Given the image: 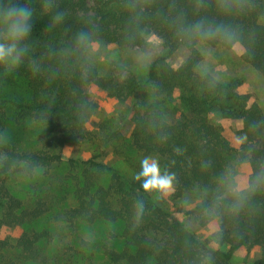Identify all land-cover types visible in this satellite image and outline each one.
Here are the masks:
<instances>
[{
    "label": "trees",
    "instance_id": "1",
    "mask_svg": "<svg viewBox=\"0 0 264 264\" xmlns=\"http://www.w3.org/2000/svg\"><path fill=\"white\" fill-rule=\"evenodd\" d=\"M19 2L33 9V31L24 42L28 52L22 63L11 69L0 65V264L35 261L38 243L51 237L49 231L36 229L23 231L17 238L2 235L4 229L23 228L49 210L42 199L27 207L16 198L8 185L11 176L30 175L63 160L60 153L20 148L8 139V123L47 122L53 129L46 140L52 137L59 145H82L92 139L86 124L97 109L86 91L90 84L109 97H134L132 147L156 157L162 173L175 174L173 203L195 196L198 203L187 215L199 226L217 219L218 230L212 239L199 237L177 216L185 211L182 207L172 212L157 204L134 176L128 178L97 159L68 161L76 204L62 217L71 224H120L116 241L122 246L105 248L108 264H264V110L237 91L240 81L221 83L200 73L203 56L197 49L199 43L225 49L239 44L243 61L264 77V0ZM56 13L62 14L58 22L53 20ZM197 25L222 26L227 35L215 31L202 35ZM81 32L88 34V40L78 44ZM149 36L160 39L164 50L150 64L146 81L156 96L178 93L189 113L177 119L163 117L162 102L138 96L143 82L129 77L121 84L114 76H100L89 62L93 40L147 51L152 45ZM180 47L187 48L188 57L174 68L167 60ZM17 82L26 90L19 91ZM211 111L242 123L235 132L239 148L211 120ZM107 137L119 139V130ZM244 164L250 167L248 181L233 192L230 187ZM138 201L143 202L142 212ZM254 247L262 250L258 259L234 262L239 250Z\"/></svg>",
    "mask_w": 264,
    "mask_h": 264
},
{
    "label": "rangeland",
    "instance_id": "2",
    "mask_svg": "<svg viewBox=\"0 0 264 264\" xmlns=\"http://www.w3.org/2000/svg\"><path fill=\"white\" fill-rule=\"evenodd\" d=\"M264 24V17L261 19ZM152 43L147 51L139 48L119 47L114 43H104L93 40L89 45L88 59L90 64L98 71L100 76H114L121 84L129 77L143 82L138 96L144 100L162 102L161 113L166 120L177 119L183 114H188V108L178 99V93L172 97L156 96L150 83L146 81L150 64L163 53L164 46L160 39L149 36ZM197 49L203 56L198 66L200 73H208L221 83L240 81L237 91L248 95L250 104L256 103L264 110V77L246 64L242 55L243 47L239 44L231 49L211 47L205 43L197 44ZM188 57V50L180 47L168 63L178 68ZM18 90H26L24 85L17 82ZM86 91L97 104V109L87 121L86 127L92 134V139L82 145H59L52 137L47 139L53 126L47 122L26 120L17 125L13 120L8 123L9 140L16 142L20 148L28 151L46 150L60 153L63 160L49 168H39L32 174L23 172L11 176L9 189L25 206L31 207L42 199L49 209L39 220L23 228L4 229L3 236L17 238L23 231L47 230L51 237L38 243L36 260L28 264H108L104 254L106 247L120 249L122 243L116 241L121 233L120 224L97 222L87 224L76 221L71 224L62 214L69 207L76 204L75 182L68 161L70 159H97L121 171L126 177L132 178L140 170V161L145 155L136 151L131 145V131L134 127V118L137 105L134 97L125 98L109 97L94 84L87 86ZM211 120L221 125L230 144L239 148L235 132L242 127L239 120L223 117L219 111L209 112ZM10 118L13 116L9 114ZM119 130V139L108 138V134ZM7 139V140H8ZM157 159L154 156H151ZM77 174L78 171H75ZM250 167L244 164L238 168V173L230 189L240 191L247 183ZM106 181V180H105ZM171 192L163 194L157 191L148 192L151 198L159 205L174 212L177 207L185 211L177 216L203 238L212 239L218 230V220L215 219L206 226H199L187 214L198 203L195 196L191 195L179 203H173ZM2 236V237H3ZM215 247L227 250L226 246H219L212 241ZM259 247L241 249L234 255L235 263H249L261 256ZM12 255V254H11ZM13 256V255H12Z\"/></svg>",
    "mask_w": 264,
    "mask_h": 264
},
{
    "label": "clouds",
    "instance_id": "3",
    "mask_svg": "<svg viewBox=\"0 0 264 264\" xmlns=\"http://www.w3.org/2000/svg\"><path fill=\"white\" fill-rule=\"evenodd\" d=\"M62 14L56 13L53 20L58 22ZM204 35L208 32H219L227 35L222 26L216 29H204L202 25L196 26ZM33 31V9L19 0H0V65L11 69L22 63L28 52L25 41ZM78 44L88 40V34L81 32L77 38ZM261 177L257 176V180ZM134 179L141 182L145 192L157 191L167 194L173 190L175 174L161 171L160 163L151 156H145L140 161V170ZM138 211H143V202H137Z\"/></svg>",
    "mask_w": 264,
    "mask_h": 264
}]
</instances>
